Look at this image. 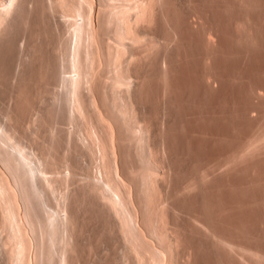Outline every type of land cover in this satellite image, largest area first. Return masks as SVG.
Returning a JSON list of instances; mask_svg holds the SVG:
<instances>
[{
    "label": "rangeland",
    "instance_id": "obj_1",
    "mask_svg": "<svg viewBox=\"0 0 264 264\" xmlns=\"http://www.w3.org/2000/svg\"><path fill=\"white\" fill-rule=\"evenodd\" d=\"M43 1L24 3L0 32V114L46 170L44 209L59 221L47 257L49 234L32 210L37 222L24 226L32 263L264 264V0H132L134 8L91 0L100 55L106 41L125 45L111 62L103 50L100 66L96 59L80 87L72 84L77 100L61 77L78 70L64 67L73 44L61 41L72 10ZM115 3L126 5L120 23L106 11ZM67 90L75 112L73 100L63 103ZM1 210L0 264H9L13 238Z\"/></svg>",
    "mask_w": 264,
    "mask_h": 264
},
{
    "label": "bare ground",
    "instance_id": "obj_2",
    "mask_svg": "<svg viewBox=\"0 0 264 264\" xmlns=\"http://www.w3.org/2000/svg\"><path fill=\"white\" fill-rule=\"evenodd\" d=\"M27 1V2H26ZM32 1V2H31ZM43 1V0H42ZM47 2V4L45 3V1H43V5H48V7H50V8H52L53 9V7L54 8H58V6H62L61 8H63V7H65L66 5H69L68 6V8H69V10H72V12H68L69 14V16L71 17V19H72V30L70 29L71 27H70V25L71 24H68L69 25V28H68V25H67V28L68 29H70L71 30V34H68L67 33V35L69 36V38H67L68 36L67 35H65V33H66V30L67 29H65V33H64V31L62 32L63 34L62 35H64L63 36V38L61 39V37H59L60 39H61V41H62V44H63V46H66L67 44H65L64 45V43L66 42V43H68V46H67V48H70V46L69 45H72L73 44V49L71 50V51H69V49H67L66 47H64V49L66 48L67 49V51H69V53L68 54H70V52H71V54H72V56H71V58H70V56L67 54V53H64L63 51H62V53H61V51H60V54H66V55H68V56H66L67 57V59H70V60H67V64H68V66H67V64H64V63H66V62H64L63 64L65 65L64 67L66 68V69H68L67 71H70V73L73 71H71L70 70V66H74V68L76 69V68H78V70L79 71H82L80 74H79V72H78V70H74L72 73H71V75H74L73 77L70 75V78L68 77V79L67 78H65V80H64V77L65 76H63L60 72H59V77H60V74H61V77L63 78V84L65 85V86H68V85H70L71 84V86H69V87H72L71 88V90L73 89V88H77V87H74V86H72V84L73 85H75V86H78V87H80L79 85H81V84H79L78 85V82L79 81H81V79H80V77H81V75H82V73H85V71H86V74H88L87 76H90L89 74L91 73L89 70L91 69H89V67L94 63V61L96 60V59H98V60H96V62L98 63V65L99 64H101L100 62H101V55H102V52H103V50L105 51L104 53H105V57H106V59L109 61V62H111V61H113L114 60V57L118 54V51L119 52H121L120 51V46H121V44H123L122 43V41L121 40H117V39H114V40H116L115 41V44L114 43H107V41H106V48H103V50L101 49L102 48V46L100 45V49H101V55H100V52L97 50L98 48H99V46L96 44V40H98L97 42H98V44H101V43H99L100 42V40L99 39H101V38H98V39H96L97 38V36H96V34H97V30H96V28L93 26V23H91L92 21H90V20H92V18L90 19L89 18V13H90V8H93V7H91V2L93 1H91V0H46ZM107 1V0H106ZM111 1V0H110ZM113 1V0H112ZM122 3L123 2H125L126 3V1L127 0H120ZM132 0H129L128 2L129 3H131L132 5H130V4H128V6H129V8H132V6H133V8L134 7H137L138 5H136L135 6V4L136 3H134V2H131ZM99 2V1H98ZM102 2V1H101ZM108 2V1H107ZM116 2V1H115ZM118 3L117 4H119L120 2L119 1H117ZM137 2V1H136ZM139 2H141V1H138V3ZM24 3L26 4V3H29V4H31V3H33V0H0V32H3V31H5L6 33H7V29L6 28H11V25H12V23H13V19L15 18V15H16V13H17V11L19 12V10L21 11V9H23L24 10ZM133 3H134V5H133ZM143 3V2H142ZM146 3V2H145ZM149 2H147L146 3V5L148 4ZM154 3V2H153ZM29 4H28V6H29ZM94 4V3H93ZM92 4V5H93ZM110 5H109V7L108 8H110L112 5L114 6V4H113V2H112V5H111V3H109ZM117 4L115 3V9H116V7H117V9H116V11H115V9H107L106 11H109V12H107L108 14H111V13H114L113 15L114 16H112L111 15V17L112 18H114L115 17V19H111V17L109 18V20L111 19L112 21H111V23H113V21H115V22H117V23H120V20L119 19H123L121 16H123V13H126L125 11H126V8H124V7H126V5H122L121 6V4L120 5H118L117 6ZM124 4V3H123ZM144 4V3H143ZM24 5V6H23ZM34 5V4H33ZM65 5V6H64ZM104 5H105V3H104ZM56 6V7H55ZM112 6V7H113ZM144 6V5H143ZM152 6V5H151ZM24 7V8H23ZM41 7H43V9L45 8V9H48L47 8V6L46 7H44V6H42L41 5ZM141 7V6H140ZM139 7V8H140ZM147 7H150V6H148L147 5ZM146 7V8H147ZM68 8H66L65 7V9H67V11H68ZM128 8V7H127ZM139 8L137 9V10H139ZM146 8H145V6H144V9L146 10ZM152 8V7H151ZM42 9V8H41ZM143 9V8H142ZM51 10V9H50ZM55 10V9H54ZM60 10V7H59V9H58V11ZM92 10V9H91ZM113 10V12H111ZM144 10V11H145ZM43 11V10H42ZM52 11V10H51ZM57 11V10H56ZM64 11V10H63ZM66 11V10H65ZM93 11V10H92ZM131 11H136V9L135 10H132L131 9ZM141 11V10H140ZM22 12V11H21ZM53 12V11H52ZM62 12V11H61ZM127 12H130L129 10L127 11ZM137 12V11H136ZM135 12V13H136ZM143 12V11H142ZM152 12V11H151ZM55 13V12H54ZM66 13V12H65ZM64 12H63V14H65ZM73 13V14H72ZM99 13V12H98ZM106 13V12H105ZM144 13V12H143ZM60 14V13H59ZM62 14V13H61ZM72 14V15H71ZM100 14V13H99ZM106 15V16H109V15ZM129 14H131L132 15V13H129ZM134 14V13H133ZM141 14V13H140ZM136 15V14H135ZM44 16V15H43ZM63 16V15H62ZM124 16H126L125 14H124ZM147 16V15H146ZM56 17V16H55ZM70 17L69 18H67L68 19V21H67V23H70L69 21H70ZM91 17V16H90ZM130 17V16H129ZM138 17V16H137ZM136 16H135V20H136V18H137ZM141 16H139V18H140ZM142 17H143V15H142ZM141 17V18H142ZM152 17V16H151ZM20 18V17H19ZM103 18V17H102ZM101 18V19H102ZM67 19H65V17L63 16V18L61 19L62 21H65L66 22V20ZM126 18H124V20H125ZM130 19V18H129ZM22 20V19H21ZM134 20V21H135ZM139 20V19H138ZM22 21H26V18H25V20L23 19ZM22 21H20V22H22ZM102 21V20H101ZM108 21V20H107ZM119 21V22H118ZM127 21H128V19H127ZM140 21V20H139ZM64 22V23H65ZM100 22V21H99ZM109 22V21H108ZM123 22V21H122ZM121 22V23H122ZM143 22V21H142ZM144 22H145V20H144ZM26 23V22H25ZM24 23V24H25ZM29 23V22H28ZM63 23V24H64ZM125 23V22H124ZM136 23V22H135ZM134 23V24H135ZM116 24V23H115ZM128 24V23H127ZM130 24H132V22L130 23ZM139 24V23H138ZM109 25V24H108ZM124 25V24H123ZM27 26V25H26ZM65 26V25H64ZM111 26V25H110ZM116 26V25H115ZM122 26V25H121ZM131 26V25H130ZM129 26V27H130ZM127 27H128V25H127ZM66 28V27H65ZM116 28V27H115ZM129 29V28H128ZM36 30V29H35ZM103 30V29H102ZM111 30V29H110ZM116 31H117V29H116ZM126 30H124V32H125ZM67 32H69L68 30H67ZM99 32V31H98ZM122 32H123V30H122ZM121 32V33H122ZM123 32V33H124ZM130 32V31H129ZM70 33V32H69ZM100 33V32H99ZM98 33V34H99ZM114 33H116V32H114ZM0 34H2V33H0ZM133 34V33H132ZM131 33H130V35H132ZM3 35V34H2ZM2 35H0V37L2 36ZM6 35V34H5ZM123 35H125V36H127L126 35V33L125 34H123ZM136 35V34H135ZM138 35V34H137ZM65 36H67V37H65ZM115 36V35H114ZM119 36V35H118ZM133 36V35H132ZM115 37H117V36H115ZM114 37V38H115ZM133 37H135V36H133ZM132 37V38H133ZM137 37V36H136ZM136 37H135V39H136ZM144 37V36H143ZM2 38V37H1ZM104 38V37H103ZM122 38V37H121ZM123 38H126V37H123ZM66 39V40H65ZM71 40L72 42H71V44H69V41L68 40ZM59 40V39H58ZM138 40V39H137ZM61 41L59 42L60 44H61ZM63 41H65L64 43H63ZM102 41V40H101ZM104 41V40H103ZM133 41V40H132ZM135 41V40H134ZM139 41H141V40H139ZM105 42V41H104ZM109 42V41H108ZM124 42V41H123ZM135 42H137V41H135ZM103 43V42H102ZM60 44L58 45V46H60ZM104 44V43H103ZM137 44V43H136ZM96 45V46H95ZM111 45V46H110ZM123 45H125V44H123ZM133 45V44H132ZM134 45H135V43H134ZM133 45V46H134ZM142 45V44H141ZM53 46V45H52ZM58 46H57V48H58ZM62 46V45H61ZM97 46H98V48H97ZM131 46V45H130ZM139 46V45H138ZM96 47V48H95ZM103 47H104V45H103ZM121 47H123V46H121ZM126 47V46H125ZM151 47V46H150ZM62 48V47H61ZM71 48H72V46H71ZM63 49V48H62ZM63 49V50H64ZM65 49V50H66ZM106 49V50H105ZM121 49H123V48H121ZM131 49V48H130ZM147 49V48H146ZM156 49V48H155ZM58 50V49H57ZM123 51V50H122ZM148 51V50H147ZM124 53L126 52V50H124L123 51ZM146 52V51H145ZM56 54H57V52H56ZM70 54V55H71ZM120 54V53H119ZM135 54V53H134ZM121 55V54H120ZM125 55V54H124ZM142 55V54H141ZM144 55V54H143ZM58 56H59V54H58ZM97 58H96V57ZM103 56V55H102ZM60 57H61V55H60ZM59 57V58H60ZM33 58V57H32ZM63 60H65V56L63 55ZM104 58V57H103ZM117 58V57H116ZM121 58H123V55H122V57ZM29 59V58H28ZM58 59V58H57ZM62 59V58H61ZM139 59V58H138ZM145 59V58H144ZM106 60V61H107ZM121 60V59H120ZM59 61H61V60H59ZM58 61V62H59ZM66 61V60H65ZM80 61H82V62H84V63H80ZM104 61H105V59H104ZM103 61V62H104ZM117 61H119V56H118V59L116 60V65H117ZM120 62V61H119ZM131 62H132V60H131ZM60 63V62H59ZM76 63H78V65L79 64H82V68L80 67L81 65H79V67H78V65L76 66L75 64ZM96 63V64H97ZM106 63H108V62H106ZM126 63V62H125ZM95 64V65H96ZM120 64V63H119ZM59 65H61L62 66V61H61V63L59 64ZM58 65V66H59ZM70 65V66H69ZM86 65L88 66V69L86 68ZM94 65V64H93ZM97 65V66H98ZM103 65V64H102ZM110 65V63L107 65V66H109ZM115 65V66H116ZM76 66V67H75ZM83 66H85V69L86 70H82L83 69ZM100 66V65H99ZM98 66V67H99ZM114 65H112V67H113ZM60 67V66H59ZM58 67V68H59ZM92 67V66H91ZM65 68H63L62 67V69H65ZM72 69H74L73 67H71ZM116 68V67H115ZM96 69H99V68H96ZM101 69V68H100ZM119 69V68H118ZM121 69V68H120ZM119 69V70H120ZM59 70H60V68H59ZM92 70V72H93V69H91ZM118 70V71H119ZM122 70H123V68H122ZM129 70V69H128ZM62 72V71H61ZM95 73H96V75H97V70L96 71H94ZM113 72H117V71H113ZM120 72H121V70H120ZM75 73V74H74ZM118 73V72H117ZM86 74H83V75H85V77H86ZM100 74V73H99ZM80 75V76H79ZM82 75V76H83ZM120 75H121V73H120ZM116 76V75H115ZM67 77V76H66ZM84 77V76H83ZM56 78V77H55ZM88 77H86V79H87ZM92 78H94L93 76H92ZM92 78H91V81H92ZM61 78H59V80H60ZM80 79V80H79ZM83 79V78H82ZM85 79V80H86ZM121 79V78H120ZM62 80V79H61ZM100 80V79H99ZM102 80V79H101ZM111 80V79H110ZM122 80V79H121ZM67 82V83H70V84H65V82ZM78 81V82H77ZM91 81L89 82V83H91ZM94 81V80H93ZM119 81V80H118ZM128 81V80H127ZM74 82L76 83V84H74ZM86 82V81H85ZM94 82H96V81H94ZM80 83V82H79ZM88 83V84H89ZM93 83V82H92ZM91 83V84H92ZM100 83V82H99ZM126 83V82H125ZM86 84V83H85ZM124 84V83H123ZM86 86V85H85ZM116 86V85H115ZM68 87V88H69ZM87 87V86H86ZM120 87V86H119ZM124 87V86H123ZM128 87V86H127ZM67 88V89H68ZM89 88H91L90 86H89ZM115 88V87H114ZM75 89H73V90H75ZM69 90V89H68ZM67 90V92H66V95H67V93H68V95L66 96V95H64V96H66V97H64L63 98V100H65V98H66V101L67 102H64L63 101V103H71L70 105H68L69 106V108H72V107H70L71 105H72V100L74 99V98H76V97H79L78 95H76L77 93H76V90H75V94H74V98H73V93H74V91H73V93H72V100H71V98L70 97H68L69 96V94H71V91L69 92ZM82 90V89H81ZM87 90H88V88H87ZM92 91V90H91ZM42 93V92H41ZM39 94H40V92H39ZM51 94V93H50ZM78 94H79V92H78ZM81 95V94H80ZM68 97V98H67ZM69 99L71 100V102H69ZM78 98H76V99H74V100H77ZM80 99V98H79ZM73 100V105L72 106H74L73 107V111L75 112V106H76V104H74V101ZM93 100V99H92ZM91 100V101H92ZM78 102H79V100H78ZM84 102V101H83ZM90 103V102H89ZM88 103V104H89ZM83 104V103H82ZM92 104V103H91ZM94 104H96V103H94ZM94 104H93V106H94ZM117 105V104H116ZM63 106V105H62ZM79 106V105H78ZM64 107L66 108L65 110L67 111V107H66V105H64ZM131 107V106H130ZM134 107V106H133ZM68 108V109H69ZM97 108V107H96ZM126 108V107H125ZM5 109V108H4ZM84 109V108H83ZM6 110V109H5ZM71 110V109H70ZM69 110V111H70ZM69 111H67V113H68V118H69V116L73 113H71V112H69ZM96 112V111H95ZM0 113H1V109H0ZM7 113V112H6ZM69 113H70V115H69ZM74 115V114H73ZM98 115V114H97ZM72 116V115H71ZM121 116V115H120ZM73 117V116H72ZM72 117H70V118H72ZM69 118V119H70ZM92 118V117H91ZM121 118V117H120ZM9 119V118H8ZM68 119V120H69ZM73 119V118H72ZM100 119H101V117H100ZM5 120H7V119H5ZM90 120V119H89ZM101 120H103V119H101ZM131 120V119H130ZM8 121V120H7ZM6 121V123L4 122V120L2 119V117H1V114H0V206H2V207H0L1 209L3 208V210H1L2 212L4 211V214L3 215H5V216H3V218H5V220H6V227H8V228H6V229H8V235H7V237L8 236H10V238H11V240H12V238H13V244H14V240H15V244L13 245L12 243V245H11V252H10V250L8 251V252H10L9 254H8V256L7 257H9V255H10V260H11V264H34V263H32V261H31V256H30V246H31V242H29V239H27L29 236H27V229L24 227L25 226V224L27 225V224H29L28 226H31V224H35V222H37L35 219H33V218H35L36 216H38V215H40L38 218L39 219H41V220H39L38 219V222L39 223H36V224H39V228H40V226L42 227V224H43V226H45V227H43L42 229H46V231H45V229H44V234H49V235H47V237H48V243L50 244L48 247V251H47V257H50L49 255H51L50 253H51V248L53 247V245H55V243H56V238H54L53 236L55 235L54 233L55 232H53L55 229L57 230L58 228H57V226L59 227V221H57L58 220V218L56 217L57 216V212H56V210L54 211L53 210V208L52 207H50L49 208V211L51 210V208H52V211H50V212H48V211H46V208L44 209V207H45V205H47L46 203H45V199H44V197H43V194H44V190H45V185H44V180L45 179H47V178H44L43 177V174L41 175V172H44V170L45 169H40V168H38V167H36L35 166V162H34V159L33 158H31V154L30 153H28V151H26V148H25V146L23 145V143L19 140V139H17V136H16V134H15V130L16 129H14V126H12L11 124L12 123H8ZM11 121V120H10ZM93 121V120H92ZM103 121H105V120H103ZM109 121V120H108ZM132 121V120H131ZM74 122V121H73ZM135 122V121H134ZM8 123V124H7ZM109 123V122H108ZM71 124V123H70ZM103 126V125H102ZM105 126L106 125H104V128H105ZM107 127H109V126H107ZM94 129V128H93ZM102 129V128H101ZM112 130V129H111ZM105 131V130H104ZM82 132V131H81ZM86 132V131H85ZM105 133H108L107 132V130H106V132ZM82 134V133H81ZM97 134V133H96ZM96 134H95V136H96ZM100 135V134H99ZM107 135V134H106ZM113 135V134H112ZM86 136V135H85ZM104 136V135H103ZM83 138V137H82ZM105 138V137H104ZM98 139V138H97ZM112 139V138H111ZM143 139V138H142ZM107 140V139H106ZM135 140V139H134ZM109 142V141H108ZM113 142V141H112ZM137 142H139V141H137ZM105 143V142H104ZM119 143V142H118ZM97 145V144H96ZM105 145H107V142H106V144ZM47 146V145H46ZM102 146V145H101ZM110 146L111 145H109V149H111L110 148ZM137 146V145H136ZM105 147L106 146H104V149H105ZM99 148V147H98ZM108 148V147H107ZM113 149V148H112ZM103 151V150H102ZM112 151V150H111ZM104 152V151H103ZM109 152V151H108ZM107 152V153H108ZM103 154V153H102ZM106 154V153H105ZM44 155V154H43ZM43 158V157H42ZM65 158V157H64ZM50 160V159H49ZM63 161V160H62ZM105 161V160H104ZM92 162V161H91ZM110 162V161H109ZM62 163V162H61ZM55 164H56V162H55ZM60 164V163H59ZM42 165V164H41ZM52 165V164H51ZM99 165V164H98ZM52 167V166H51ZM55 167H57V166H55ZM47 168V167H46ZM52 168H54V167H52ZM58 169H59V167H57ZM54 169H56V168H54ZM54 169H53V171H54ZM58 169L56 170V171H58ZM115 169V168H114ZM43 170V171H42ZM46 171V170H45ZM55 172V171H54ZM58 172H60V171H58ZM117 172V171H116ZM115 172V173H116ZM52 173V172H51ZM107 173V172H106ZM105 173V174H106ZM113 174V173H112ZM117 174V173H116ZM88 175V174H87ZM89 176H90V174H89ZM155 176V175H154ZM108 177V176H107ZM118 177V176H117ZM53 178V177H52ZM65 178V177H64ZM69 178V177H68ZM112 177L110 176V180L112 181V179H114V177L111 179ZM127 179V178H126ZM71 180V179H70ZM102 180H104V179H102ZM108 180V178L104 181V183H106V184H104L103 182H101V183H103V185L102 186H107V183H111V181H107ZM120 179H118L117 180V183H118V181H119ZM46 181V180H45ZM114 181V180H113ZM112 181V182H113ZM122 181V180H121ZM115 183H116V181H114ZM120 182V181H119ZM123 183V182H122ZM114 184V183H113ZM110 185V187L109 188H111V186H112V188H113V186L115 185H117V184H114V185ZM147 184V183H146ZM101 185V184H100ZM125 185H127V183H125ZM46 186H47V184H46ZM52 186V185H51ZM115 186H114V190H115ZM124 186V185H123ZM123 186L121 185V187L123 188ZM128 187V186H127ZM126 187V188H127ZM78 188V187H77ZM103 188H106L107 189V187H103ZM124 189V188H123ZM48 190V189H47ZM46 190V191H47ZM104 190V189H103ZM110 190L111 189H108V191H109V193H108V197L109 198H111L109 201H111V200H113L114 201V199L113 198H115V197H113L112 195V190H111V192H110ZM116 191V190H115ZM115 191H113V192H115ZM129 191V190H128ZM105 192V191H104ZM116 193H118L119 194V191H117ZM129 193V192H128ZM110 194H112L111 195V197H110ZM122 195V192H121V194L119 195V197ZM123 196V195H122ZM127 196H129L128 194L126 195V197ZM50 197V196H49ZM125 198V197H124ZM129 199V198H128ZM104 200V199H103ZM117 200H119V198H117ZM106 201V200H105ZM50 202V201H49ZM120 202H122V199L120 198ZM127 202V201H126ZM108 204V203H107ZM124 204V203H123ZM131 204V203H130ZM57 205V204H56ZM119 205V204H118ZM117 205V206H118ZM133 205V204H132ZM116 206V207H117ZM36 207H38L37 209H39L40 210V212H41V214H38V215H36L37 214V212L39 211V210H37L36 211V209H34V208H36ZM47 207V206H46ZM111 207V206H110ZM119 207V206H118ZM58 208V207H57ZM47 209H48V207H47ZM55 209V208H54ZM111 209V208H110ZM112 209H114V207L112 208ZM125 209V208H124ZM127 209H129V208H127ZM32 210H33V213L36 215H34V217L32 218ZM123 210V209H122ZM126 210V209H125ZM132 210V209H131ZM34 211H36V212H34ZM133 211V210H132ZM158 211V210H157ZM124 212V211H123ZM151 212V211H150ZM116 213H118V212H116ZM128 213H131V212H128ZM127 213V214H128ZM123 214H125V213H123ZM122 214V215H123ZM132 214V213H131ZM133 214H134V212H133ZM126 215V214H125ZM128 216H129V214H128ZM132 216V215H131ZM41 217V218H40ZM65 217V216H64ZM122 217V216H121ZM124 217V216H123ZM122 217V218H123ZM126 217V216H125ZM132 218H134V217H132ZM131 217H130V220L132 219ZM124 219V218H123ZM4 220V221H5ZM33 220L35 221V222H33ZM126 220V219H125ZM133 220V219H132ZM129 221V220H128ZM32 222V223H31ZM40 222H44V223H40ZM31 223V224H30ZM127 223V222H126ZM57 224V225H56ZM132 224V223H131ZM27 226V227H28ZM33 227H35V225L34 226H32V228ZM56 227V228H55ZM134 227V226H133ZM137 227V226H136ZM30 228V230H31V227H29ZM41 229V228H40ZM162 229V228H161ZM53 230V231H52ZM55 230V231H56ZM42 231V230H41ZM33 232H35L34 230H33ZM47 232V233H46ZM52 232V233H51ZM67 232V231H66ZM40 233V232H39ZM42 233V232H41ZM43 233H42V235H44ZM65 234V233H64ZM142 234L143 233H141V235L140 236H142ZM132 235V234H131ZM138 235H139V233H138ZM45 236V235H44ZM49 236L51 237V238H49ZM46 237V238H47ZM53 237V238H52ZM168 237V236H167ZM9 238V239H10ZM42 238V237H41ZM44 238V237H43ZM135 238H136V236H135ZM140 237H138V239H139ZM162 238V237H161ZM37 239V238H36ZM66 239V238H65ZM137 239V240H138ZM146 239V238H145ZM144 240V239H143ZM147 240V239H146ZM44 241V240H43ZM141 241H142V239H141ZM140 241V242H141ZM58 242V241H57ZM65 242V241H64ZM146 242V241H145ZM148 242V241H147ZM150 242V241H149ZM62 243V242H61ZM29 244H30V246H29ZM47 244V243H46ZM56 244H58V243H56ZM68 243H67V241H66V244L64 245V247H66V245H67ZM146 244V243H145ZM148 244V243H147ZM146 244V245H147ZM39 245V244H38ZM42 245V244H41ZM63 245V244H62ZM132 246H133V244H131ZM149 245V244H148ZM151 245V244H150ZM14 246V247H13ZM58 246V245H57ZM145 246V245H144ZM152 246V245H151ZM13 247V248H12ZM39 247V246H38ZM71 247V246H70ZM134 247V246H133ZM139 247H141V246H139ZM131 248V247H130ZM144 248V247H143ZM146 248V247H145ZM59 249V248H58ZM64 249V248H63ZM66 249V248H65ZM137 249V248H136ZM53 250V249H52ZM146 250V249H145ZM150 250V249H149ZM148 249H147V251H149ZM37 252V250H35L34 249V252ZM39 251V250H38ZM66 251V250H65ZM64 251V252H65ZM153 251V250H152ZM35 252V253H36ZM154 252V251H153ZM157 252V251H156ZM156 252H155V255H156ZM30 253V254H29ZM53 253V252H52ZM59 253V252H58ZM141 253H143V252H141ZM60 254V253H59ZM65 254V253H64ZM63 254V255H64ZM68 254V253H67ZM150 254V253H149ZM153 254V253H152ZM173 254V253H172ZM33 255V254H32ZM140 255V254H139ZM147 255H148V253H147ZM151 255V254H150ZM154 255V254H153ZM56 256V255H55ZM66 256V255H65ZM141 256H143L142 254H141ZM152 256V255H151ZM162 256V255H161ZM56 257H58V256H56ZM145 257V256H144ZM156 257V256H155ZM158 257H159V255H158ZM157 257V258H158ZM171 257V256H170ZM63 258V257H62ZM147 258V257H146ZM33 259H34V257H33ZM144 259V258H143ZM153 259H154V256H153ZM140 260H141V257H140ZM159 260V259H158ZM163 260V259H162ZM35 261V260H34ZM65 261V260H64ZM138 261V260H137ZM157 262V261H156ZM7 263H9V262H7ZM9 263V264H10ZM149 263V262H148ZM157 264V263H156Z\"/></svg>",
    "mask_w": 264,
    "mask_h": 264
}]
</instances>
